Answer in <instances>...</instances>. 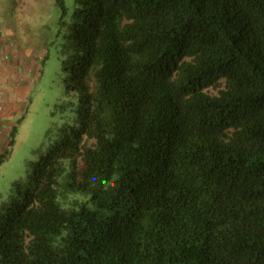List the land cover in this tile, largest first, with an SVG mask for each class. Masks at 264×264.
<instances>
[{
    "label": "trees",
    "instance_id": "1",
    "mask_svg": "<svg viewBox=\"0 0 264 264\" xmlns=\"http://www.w3.org/2000/svg\"><path fill=\"white\" fill-rule=\"evenodd\" d=\"M73 1L77 121L0 206V264H264V0Z\"/></svg>",
    "mask_w": 264,
    "mask_h": 264
},
{
    "label": "rangeland",
    "instance_id": "2",
    "mask_svg": "<svg viewBox=\"0 0 264 264\" xmlns=\"http://www.w3.org/2000/svg\"><path fill=\"white\" fill-rule=\"evenodd\" d=\"M63 2L62 16L55 0H0V40L21 53L0 64V78L8 75L6 86L0 82V154L7 152L0 161V206L16 182L26 181L29 162L77 121V95L64 92L61 66L74 1ZM177 174L207 190L220 188L185 161Z\"/></svg>",
    "mask_w": 264,
    "mask_h": 264
},
{
    "label": "crops",
    "instance_id": "3",
    "mask_svg": "<svg viewBox=\"0 0 264 264\" xmlns=\"http://www.w3.org/2000/svg\"><path fill=\"white\" fill-rule=\"evenodd\" d=\"M0 53H3V57H0V64H1V60L8 59V58H10L13 61L16 58L17 61H18V57L21 55V53L19 52L18 49L12 48V47H10V45L8 46L5 43V40H3V39L0 40ZM16 54H18V56ZM0 67H1V69H3V65H1ZM2 79H3V82L5 83L2 86H6V83L8 82L7 81L8 80V75H5L4 77L1 76L0 82L2 81Z\"/></svg>",
    "mask_w": 264,
    "mask_h": 264
}]
</instances>
